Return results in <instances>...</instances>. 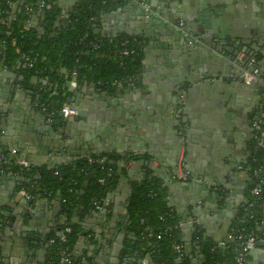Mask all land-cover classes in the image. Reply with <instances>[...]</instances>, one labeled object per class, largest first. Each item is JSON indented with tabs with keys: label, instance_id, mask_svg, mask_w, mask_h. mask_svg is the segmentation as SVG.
<instances>
[{
	"label": "water",
	"instance_id": "obj_1",
	"mask_svg": "<svg viewBox=\"0 0 264 264\" xmlns=\"http://www.w3.org/2000/svg\"><path fill=\"white\" fill-rule=\"evenodd\" d=\"M153 1L159 6L163 5L161 1H165L164 8H153L159 11V16L144 13L142 4H147L150 8L152 7L149 4V0H132L129 4L120 6L116 12L122 15V11H127V14L130 16L135 13L134 18L137 24L142 23L153 26L156 24L155 22L157 20H163L165 18L164 21L167 20L169 17L167 10L169 9V12L174 14L173 19L175 25L173 23L171 24V26L174 27L167 32V35L166 33H156L158 36L160 35L161 39L159 42L157 39H155V41L156 45L159 43L164 44L166 41L168 42V39L163 41L164 34L166 38H169L167 36L170 35L172 40L177 41L180 50L179 60L173 61L172 63L173 66H175V63H179L178 67H174V71H165L163 68L166 67L165 64L167 60L164 50L149 51L148 53L145 50L141 64H146L145 62L151 56L156 58L157 67L153 69L152 73L162 78L156 79L147 91L125 89L118 90L116 94L112 95L105 94L103 91L101 97H105V102L103 105L104 108L101 111L98 109H95V111L90 110L91 104L99 105L94 99L96 96L93 94L96 85H90L94 88L92 91H85L84 86H86V83L83 87H74L71 91L73 97L70 106L74 108L76 114L68 118L60 116L63 123L61 127L53 129L51 126H46L41 121L42 129L34 127L35 129H31L29 132V135L34 141H31L23 134L25 133L24 128V132H22V130L17 127L16 134L13 132L12 135V132H7V136L13 137H10V140L14 139L15 141L11 140V143L8 142V146L16 149L19 154L22 153L23 160L31 165L39 167L46 165L51 168L52 164H54L53 157L55 153L64 151L65 153L62 157L65 158L67 152L71 149L70 146L80 145L82 149L79 148V150L81 149L84 154H111L112 152L119 154L123 161H119L118 164L126 171L125 178L127 179L134 173L133 171L135 168L139 166L149 168L157 175L156 173L162 169V165L158 160H163V152L160 151L162 152L160 156L158 151L155 152L152 149L154 143L153 136H159L160 133L161 136L166 134V136H170V138H172L171 140H173L171 145L175 146L174 149H172L173 147L169 148V150H173L172 157L174 158V162L171 165L169 173L165 172L164 174L166 177L165 181L167 182L164 186L167 188L168 192L172 194L173 189L179 191L183 188L186 191H190L195 186L199 187L202 183L205 184L202 174L196 173V176L190 174L191 171H194L192 165L198 167L201 165L200 163H202V161H205L209 163L210 166H213L219 162L223 163L220 158L226 161H232L234 159L236 148L230 145L226 137L231 130L230 127L236 129V126H234L235 124L230 122H224L222 125L211 123L208 126H203L201 129H198L200 125L194 121V118L198 110L202 112L199 107H202L201 98L203 93L214 92L213 90L217 86H222L220 88L222 90L229 87L228 91L235 88L238 92L240 90L241 94L246 95L250 99H254V96L258 95L259 92L256 91L257 86H246L243 84L233 63L237 64V57L240 54H245L247 58L243 61L244 63H240L239 66L245 65V62L250 58L259 57L262 70L264 69V28H260L259 32L255 31L251 33L248 30H242V28L246 29L245 27L236 28L235 24L232 23L233 19L236 20L237 13L243 10L247 18L250 12L256 14L257 17H262L264 10L260 7L264 6V0H231L224 6H218L216 3L205 2L204 0ZM58 9L62 10L60 6H58ZM134 9L136 10L135 12ZM153 9L151 8L152 11H155ZM254 20H256V18H254ZM123 25L126 27L128 25L130 27V24H127V22ZM156 25L161 29L166 28L163 23ZM118 27L121 26L112 27L110 29L112 34H106V30H99L98 24L93 26L94 29L98 28L95 34L103 38L120 37L123 32L119 30ZM212 31L215 35L209 36V33H212ZM128 35L132 36V33L129 32ZM168 54L170 56L172 52ZM170 59H172V57H170ZM225 62H227V64ZM224 68H229L230 71ZM188 73H190V76L184 78V75ZM174 75L176 76L175 78ZM225 80L228 81L227 84ZM171 81L173 84L169 85ZM165 83L171 87V98L174 104L171 110L165 113L162 110L158 112L164 114L166 117H170L168 122L169 126L167 127L168 131L164 128H159V117L154 113V110L157 109L158 106L154 100L159 99L157 94L160 93V89ZM13 84L9 85V89L7 87L5 90V93H7L5 104L8 105L6 106L8 108L6 110L0 108V134L3 133V127L7 126V123L10 121L9 118L12 117L15 120V126L19 121L22 122L24 117H28V115H33L35 113L34 110H32L31 113L24 112V107L18 104V94ZM68 87H70V85H68ZM33 89L28 92V102L29 99H32ZM118 95L125 96L123 97L124 103L129 102L127 104L120 103V96L118 97ZM144 95H147V97H144ZM259 98L260 97L257 96L256 104ZM138 102L140 103L137 104ZM240 103L241 102H239V104ZM2 104L3 102L0 103V106ZM188 104H190V106H188ZM241 104H243V102ZM138 105H140V107H138ZM227 107L228 106L225 108ZM20 108L21 111L19 112ZM229 108L234 109V107ZM253 108H255V106ZM18 112L19 115H16ZM142 113L144 114L143 117H139ZM4 115H6V118ZM113 123L115 125H117V123H121L120 125L123 124V126H121L123 128L122 132H119V129L116 128ZM143 123H147L146 128L142 127V125H145ZM35 124L37 123L33 122V125ZM193 124L198 127H194ZM35 126H38V124ZM113 131L116 132L114 133L115 143L119 142V145L110 142V140H113L111 136ZM251 131L253 132L252 129ZM106 132L107 135L105 134ZM34 133L42 137L40 143L35 141ZM94 136L95 138L97 137V144H95ZM92 141H94V145L97 146L90 145L93 144L91 143ZM149 141L152 142V145H149ZM217 142L220 143L217 144ZM233 143L232 141V144ZM96 147L102 148V150H98ZM32 148L34 150H32ZM46 148L54 150V154L50 158L43 156ZM140 148L143 150H140ZM217 151L224 152V155L219 156ZM82 152H80L81 155L83 154ZM68 155L72 157L74 153L69 152ZM41 156L45 158L42 159ZM48 160L53 162L48 163ZM55 163L59 165L69 164V160H65V162L55 161ZM154 163L159 164L158 168L154 166ZM244 175H246L244 176V179H246L247 172H244ZM160 179L162 182L164 181L162 177ZM123 181L125 180L121 179L119 183ZM197 181H199V184H197ZM0 182H4L7 188L12 190L9 197V205L5 206L4 204L2 208L0 207V228L5 224L2 234L8 236L5 243L4 255L8 259L9 264H38L40 259L37 258V254H35L34 250H31L30 246L31 244L38 246L40 239H43L48 234L42 231L47 228V225L44 224L42 220L45 217L51 220V215L54 212L52 209L49 211L47 203H43L42 206L41 202L44 199L39 196L33 198L22 196L20 200L14 201L13 198L17 196L15 191L16 187L20 185L19 179L11 181L10 178L0 176ZM85 185L86 182L84 183V186ZM124 203L123 208L126 206V202ZM217 207L218 205L216 208ZM13 208H15V210L10 213V209ZM234 209L238 208H233L232 210ZM58 213L56 215V224L54 228L59 224ZM14 216H18V219H15ZM16 220L20 222L21 226V232L18 238H16L14 233L16 227L14 222ZM78 220L79 217H76V222H78ZM125 220L126 218L123 219L122 222H125ZM231 223L230 220L227 222V227L224 229L226 232ZM6 228L11 229L9 235H6L4 232ZM184 230L188 231L187 228H184ZM26 233L32 234L29 240L26 239ZM93 233L96 234L95 231H93ZM225 234L222 237L219 236L215 238V240L218 241L224 238ZM60 235L61 233H59V236ZM100 235L101 232L95 236L99 239ZM113 236V241H115L117 233H114ZM21 238L24 239L21 240ZM85 239L86 238H80V242H84ZM1 240L4 241L3 238ZM23 240H25V243H23ZM123 240L124 236L121 235L118 239L120 244H118L114 250L115 255L113 260H115L122 249ZM104 246H106V242L100 245V248H102L101 251H104ZM94 247L95 246L92 245L91 249H94ZM249 257L251 259L249 264H264V240L256 244L250 251ZM147 262L148 264H153L150 259H148ZM137 264H140V261L137 262Z\"/></svg>",
	"mask_w": 264,
	"mask_h": 264
},
{
	"label": "trees",
	"instance_id": "obj_2",
	"mask_svg": "<svg viewBox=\"0 0 264 264\" xmlns=\"http://www.w3.org/2000/svg\"><path fill=\"white\" fill-rule=\"evenodd\" d=\"M130 1L78 0L72 8L63 12L58 9L56 0H0V60L15 66L24 88H28L33 78L37 79L33 93L42 89L39 104L46 107V112L37 110L44 118L47 113L54 112L50 124L53 129L62 122L59 114L62 107L72 102L68 85L72 81L73 71H76L78 87L94 83L112 92L116 90L110 86L112 82L123 81L125 89L128 78H132L135 86H138V70L144 57L140 39L128 35L103 38L95 34L93 28L101 14L125 6ZM8 3H13L15 8H9ZM41 3L44 4L42 10ZM27 8L31 10L29 14ZM37 14L40 23L35 25L32 17ZM28 24L31 26L26 28ZM124 51L129 54L124 56ZM29 53L31 58H36L32 68L21 60L22 54ZM3 153L7 156V152ZM89 158L104 159V162L90 164ZM15 161L16 158L10 159L12 170H21L22 174L17 191L24 190L31 198H58L59 224L39 241L47 243L42 263L59 264L60 252L66 249L70 254V264H94L85 252L80 256L74 254V247L84 235L80 221L94 211L95 206H102L106 196L126 177V171L118 164L120 158L114 154L87 153L77 156L69 164H55L51 168L31 164L22 168ZM247 167L249 180L245 196L250 199L248 191L264 178V151L252 153ZM256 170L260 174L258 179L252 177ZM56 172L57 176L54 174ZM109 172L110 177L107 176ZM35 174L39 175L38 180H34ZM102 179L104 182L100 183ZM129 189L125 206L126 237L117 264H137L135 258L140 261L150 259L153 264H192V259L197 257L195 249L188 253L184 248L181 255L173 249V245L179 243L184 247L183 229L179 227L184 217L168 205V190L162 180L154 176L152 170L145 168L144 177L140 181L130 182ZM76 217H79L78 222ZM167 227L172 228L170 233L164 232ZM246 227H253V224L249 222ZM65 228H69L70 232L64 233ZM59 233L65 237L62 243ZM191 238L197 246L200 264H229L232 261L227 251L223 254L210 252L214 241L204 236L202 228L191 234ZM50 240L54 242L49 244Z\"/></svg>",
	"mask_w": 264,
	"mask_h": 264
},
{
	"label": "crops",
	"instance_id": "obj_3",
	"mask_svg": "<svg viewBox=\"0 0 264 264\" xmlns=\"http://www.w3.org/2000/svg\"><path fill=\"white\" fill-rule=\"evenodd\" d=\"M77 1L75 0H56V3L58 6L61 7V9L64 12V10H68L72 8L77 3ZM149 1H150L149 4L152 6L151 7L152 9L153 8H156V9L164 8L163 6H164L165 1H161V3L163 4L162 6H159L158 4L156 5V3L153 0H149ZM204 1L216 3L218 6H224L226 5L228 1H231V0H204ZM260 8L264 10V6ZM117 9H119V7L100 15L99 21L97 23L99 26V30L101 31L106 30L105 31L106 34H112V31L110 30L112 27L121 26L118 28L119 30H122L123 32L122 35H128V33L131 32L132 36L130 37H136L140 39L143 45V50L144 51L146 50L147 53L149 51L152 52V51L164 50L165 58L167 61L165 64L166 67H164L163 69L165 71H168V70L174 71V67H178L179 63H175V66H173L172 62L179 60V55H180V50H179V46L177 45V41L172 40L170 35L167 36L170 39L166 38L165 34L163 36L164 38L163 41L168 39V42L166 41L164 44L159 43L156 45V41H155V39H157L159 42V40L161 39L160 35L159 36L157 35L159 34V32L162 34L166 33L167 35V32L173 29L174 26H171V24L175 23L173 19L174 14L170 13L169 9L167 8L168 9L167 14L169 16L167 20L164 21L166 19L165 18L163 20H157L155 22L156 24H160V23L165 24L166 28L161 29L156 24H154L153 26L142 24V23L137 24V21H135V18H134L135 13L134 15L130 16L127 14L128 13L127 11H122V15H121V13L116 12ZM135 11L136 10L134 9V12ZM155 12L159 13L158 10H155ZM237 14L238 15L236 17V20L233 19V23H232V24H235L236 28L245 27L246 29L242 28V30H246V31L248 30L251 33L255 31L259 32L260 28H264V24H263L264 14H262V17L260 16L257 17L256 14H253L250 12V14L247 15L248 18L246 17L244 10L239 11ZM254 18H256V20H254ZM39 20L40 19H39L38 14L33 15L32 22L35 25L40 23ZM125 22H127V24L129 23L130 27L128 25L127 27L123 25ZM257 22H260V23H257ZM97 29L96 28L94 29V33ZM210 35L214 36L215 33L212 31V33H209V36ZM169 52H172V55L169 56L168 54ZM240 55H243L245 58H247L245 54H240ZM170 57H172V59H170ZM253 58H255L256 61H259L258 67H260L259 68L260 70L259 69L258 70L264 73V69L262 70L259 57H253ZM145 63L146 64L141 65L139 72H138V76H137L138 86L136 87V89H138L139 91H147L150 85L153 82H155L156 79L162 78L161 76L158 77L152 73L153 69L157 67L156 58L151 56ZM225 63L227 64V62ZM14 67L15 66H10L9 64H5L2 60H0V103L3 102L0 108L2 110H6L8 108L6 107L8 105L5 104L7 100V93H5V90L7 89V87L9 89V85L14 83L13 85L15 86V90L18 94L17 95V99L19 100L18 104L24 107L25 109L24 112L31 113V111L34 110L35 113L33 115H28V117H24V120H22V122L19 121L15 126H14L15 120L12 117L9 118L10 121L7 123V126L3 127V131H2L3 133L0 134V148L5 152H9L11 149H14L8 146L9 144L8 142L11 143V140L14 141V139L10 140V137L13 138L12 136L10 137L7 136L8 131H9L8 133L12 132L11 133L12 135L13 132L16 134L17 127H19L18 129L22 130V132H24L23 131V128H24L25 133L23 134L31 141H34L29 135L30 130L33 129L34 127L38 129L39 128L42 129V122L46 126H49L46 124L44 117L38 112L37 109L34 108L33 100L29 99V102H28V97H29L28 92L29 90L35 87V83L37 79L33 78L30 81L28 88H24L22 86V81H21L22 79L19 77L18 72L15 71ZM224 69L230 71L229 68H224ZM189 76H190V73L184 75V78H187ZM175 77L176 76L174 75V78ZM225 81L227 84L228 81L227 80ZM71 84L73 85V82L69 83V85ZM91 84H94V83H87L86 86H84L85 91H88V90L92 91L94 89L90 86ZM166 84L167 83H165V85L161 87L160 93L157 94V97L159 99L154 100L155 103L158 105L157 109L154 110V113L155 115H157V117H159V121H158L159 128H164L166 131H168L167 127L169 126L168 122L170 120V117H166L164 114L158 112L162 110L165 113L168 110H171L174 104V101L171 98L172 97L171 87H169V85L173 84V82L171 81L169 85H166ZM72 85L68 89L69 92H71L73 89ZM81 87H83V85ZM221 87L217 86L216 88H214L213 90L214 92L203 93L202 98H201L202 107H199V109H201L202 112H199L200 110H198L196 112V115L194 114L195 115L194 121L197 124H199L200 127L196 126L195 124H193V126L198 127V129H201L203 126H208L211 123L222 125V123L224 122L225 123L230 122V123L235 124L234 126H236V129L230 127L231 132L229 131V134H228L229 136L227 135L226 139L229 140V143L230 145H232L233 148L234 147L236 148V155L232 161H226L220 158V160H222L223 163L219 162L218 164H214L213 166H210L209 163L205 161H202V163H200L201 165L198 167L196 165H192V168L194 171H191L190 174L195 175V176H196V173L202 174L204 176L205 184L202 183L199 187L195 186L190 191H186L183 188L179 191L176 189H173L172 194L171 192L169 193L167 191L168 193L166 197L168 205L172 206V208L179 214H182L181 212L184 209L189 208L193 212L192 215L194 219L201 225V228L204 231V235L206 237L211 238L212 240L219 236L222 237L226 233L224 229L227 227V222L229 220L232 222V220L234 219L233 217H235L237 210H238V209H234V210L232 209L239 208V206L243 204V202L246 201L245 189H246V184H247V177L246 179H244V176L246 175H244V171H242V169H244L246 165L248 164V161L253 152L252 151L253 132L251 131L250 117H252L253 115V112H254L253 107L255 106L254 103L256 104L255 101L257 98V96L255 95L254 99H250L246 95L241 94L240 90L238 92V90L233 87H231L233 89H230V91H228L229 87L227 89L224 88L225 90L220 89ZM120 90H125V89H120ZM259 90L260 89L257 86L256 91L259 92ZM95 91H93V94L96 96L94 99L95 101L99 103V105L91 104L90 110L95 111V109H98L101 111L104 108L103 105L105 102V97L104 98L101 97L102 92L104 91L105 94L112 95V94H116V91H118V89L112 92H108L107 90H103L101 89V87L96 86ZM119 96L120 95H118V97ZM123 97L125 96L122 95L119 97L120 103L121 102L124 103ZM144 97H147V95H144ZM239 102L241 103L243 102V104L240 103L241 104L240 105ZM127 103H124V104H127ZM139 103L140 102H138L137 104ZM188 106H190V104H188ZM226 106L228 107L225 108ZM138 107H140V105H138ZM229 107H234V109H231ZM20 111H21V108L19 109V112ZM19 112L16 115H19ZM143 115L144 114L142 113L141 115H139V117H143ZM4 116L6 118V115ZM33 122L37 123L38 126H35L37 124L33 125ZM120 124L121 123H117V125L114 124V126H116V128L119 129L118 130L119 132H122L123 128L121 126H123V124L122 125ZM62 125L63 123L61 122L60 125L56 128H59ZM142 127L146 128L147 123L144 126L142 125ZM114 133L116 132L113 131V134H111L113 140L112 141L110 140V142H112V144L115 143ZM105 134L107 135V132ZM34 137L36 139L35 140L36 142L37 141L39 143L41 142L42 137L39 134L34 133ZM153 137H154L153 138L154 143H153L152 149L155 152L158 151V153H160V156H161V153L163 152V157H162L163 160L161 161L160 159L158 160V162H160L162 165V169L159 170L158 173H156L157 175H155L154 173V176H156L158 179L162 177L164 179L163 184H165L167 182L165 181L166 177L164 174L165 172L169 173L171 169V165L174 162L173 160L174 158L172 157V153H173L172 149H174L175 146L171 145L173 140H171L172 138H170V136L169 137L166 136V134L161 136V133H160L159 136H153ZM94 139H95V144H97L96 143L97 137L95 138L94 136ZM232 141L234 142L233 144H232ZM91 143L93 144H90V145L97 146V145H94V141H92ZM118 143H115V144H118ZM218 143L220 142H217V144ZM150 144L152 145V142L149 141V145ZM170 147H173V148L169 150ZM33 148L32 150H34ZM70 148L71 149L70 151L67 152V155L65 158L62 157V155L65 153L64 151L60 153H55V156L53 157L54 164L52 165L56 164L55 161L65 162V160H69V163H70L74 161L77 158V156L81 155L80 152H82L81 151L82 146L80 147V145H73V146H70ZM79 148L81 149L79 150ZM96 149L102 150V148H98V147H96ZM140 150H143V149L140 148ZM44 152L45 153L43 154V156H47V158H50L54 154V150L49 149V148H46ZM69 152L74 153V155L70 157L68 155ZM111 154L117 155L120 158V161L121 162L123 161L122 157H120L119 154L115 152H112ZM218 155L223 156L224 152L220 151L218 152ZM43 156H41L42 159L45 158ZM19 158L23 160L22 153L19 154ZM53 161L48 160L47 162L52 163ZM56 165H59V164H56ZM154 166L158 168L159 164L154 163ZM144 170H145L144 166H139L135 168V170L133 171L134 173L130 175V178L128 179L123 178V180L125 181H123L122 183H119L117 188L112 193H109L106 196V199L104 202L105 205L103 206L101 210H94L90 212L87 216H85L80 221V225L83 228V232H84V235L81 238H86V239L84 242H80V239H79L78 243L74 247V254L76 256H80L81 254L85 252L86 256L93 259L94 264H117V258L120 252L118 253L115 260H113V257L115 255L114 250L116 249L117 245L120 244L118 242V239L120 238V236L123 235L124 238L126 237L125 228H124L125 222H122L123 219L126 218V209L123 208L125 204L124 202H127L128 197L130 195V189H129L130 182L140 181L144 177ZM118 173L121 174L119 170H118ZM197 184L199 183L197 182ZM212 185L215 187H213ZM15 191H16L17 196L13 198V200L14 201L20 200L22 196L18 195L17 190ZM11 192L12 190L7 188L4 182L3 183L0 182V207L1 208L2 206H4V204L5 206L9 205V197L11 195ZM198 201L203 202L204 206L197 208L196 203ZM41 203H42V206H43V203L45 204L47 203L49 211H51L52 209V211L54 212L51 215V220L48 219L47 217H45L42 220V222L47 225L46 230H42V231L50 233L52 230H55L54 226L56 224V221H55L56 215L59 212L58 198L56 197L53 200L44 199ZM217 205L218 207L216 208ZM14 210L15 208L10 209V213H12ZM14 217L15 219H18L16 216ZM14 223L16 224L14 233L16 235V238H18L21 232L20 222H17L16 220ZM4 228H5V225H3L2 228H0V241L4 244V253H5V243H6L8 236H4L2 234V231L4 230ZM185 230H183V240L186 246V251L190 253L192 250L195 249V244H193L191 241L192 239L191 233ZM10 231H11L10 228H6L4 232L6 235H9ZM93 231H95L96 234L101 232L99 239L95 236L96 234L93 233ZM114 233H117L115 241H113ZM31 236H32L31 233H26L27 240H29ZM2 238L4 239V241L1 240ZM22 239L24 238H21V240ZM103 242H106V246H104L105 248L104 251H101L102 248H100V245ZM92 245L95 246L94 249H91ZM30 247H31V250H34L35 254H37V258L40 259L38 264H41L42 259H43L41 252L36 249L35 245L31 244ZM109 250H110V253H109ZM194 254H196L197 256V252H194ZM196 258L200 261L198 256ZM134 261L137 263L140 260H137V258H135ZM250 261L251 259L248 256L247 264H249Z\"/></svg>",
	"mask_w": 264,
	"mask_h": 264
},
{
	"label": "built area",
	"instance_id": "obj_4",
	"mask_svg": "<svg viewBox=\"0 0 264 264\" xmlns=\"http://www.w3.org/2000/svg\"><path fill=\"white\" fill-rule=\"evenodd\" d=\"M9 8H15L13 3H8ZM44 7V4H40V8ZM46 8H49V6H45ZM142 9L144 13H150L155 16H159L158 12L152 11L149 5L142 4ZM31 12L30 9L27 8V14ZM153 12V13H152ZM31 24L26 25L27 27H30ZM94 47H97L96 44H93ZM124 56H127L129 54L128 51H124L122 53ZM31 53L29 54H22L21 60L26 63V65L30 68L33 67L36 58L30 57ZM238 63H233L235 66V69L240 75V79L242 80L243 84L246 86H263L264 87V80H262L259 76V71L255 67L256 59L251 58L247 62H245V65L239 66L240 63L244 61V56L239 55L237 57ZM73 82V88L77 86L75 78H76V71L72 72L71 75ZM126 88L129 90H134L135 88V82L132 78H128L126 81ZM70 85V86H71ZM111 87L115 89H123L124 83L123 81H114L110 84ZM42 93V89H38V91L34 92L32 95L33 100V106L35 109H39L40 112H46V107L42 104H39V98ZM43 114V113H42ZM60 116H63L64 118H68L69 116H73L76 114V111L74 108L70 106V104H66L62 107V109L59 112ZM53 115L54 112L47 113L46 117L44 118L47 125L50 126L53 122ZM43 116V115H42ZM44 117V116H43ZM251 129L253 130V146H252V153H256L258 151H264V98L257 104L255 111L253 112V115L251 117L250 121ZM19 153L15 149H11L9 152H7V156L5 153H3L2 149L0 148V176L10 178L11 181L19 179L22 180V174L21 170L14 171L12 170L10 159L16 158L15 163L17 165H20L22 168L28 167L29 163L21 160L18 158ZM88 162L90 164L93 163H103L104 159L100 160H92L88 159ZM21 168V169H22ZM242 171L247 172V180H249V174H248V167L242 169ZM56 176L58 173H54ZM259 171H253L252 177L255 179H258ZM108 177L111 176V173L109 172L107 174ZM264 176V174H263ZM34 180L39 179V175L35 174L33 177ZM104 180H100V183H103ZM199 183V181H197ZM247 187V184H246ZM18 195L20 196H26L27 198H31L27 195L26 191L21 190L18 191ZM248 197L250 199H246L243 204H241L237 210V213L232 220L231 225L228 228V231L225 234L224 238H221L220 240L214 241V245L211 248V253H224L229 252V254L232 256V261L229 264H246L247 259L249 256L250 251L256 246V244L259 241L264 240V178L259 179L258 182L248 191ZM252 199V200H251ZM259 203V205H257ZM105 204L103 203L102 206H95V210H101ZM203 202L198 201L196 203V207L200 208L203 207ZM195 207V208H196ZM238 212H240V216L238 215ZM182 217L184 219L182 222H180L179 227L184 230V228H187L188 231L193 234L194 232H199V228L201 229V225L194 219L193 212L187 208L184 209L182 212ZM236 219V220H235ZM235 221V225H233V222ZM252 223L253 227L247 228V223ZM237 227H234L236 226ZM203 230V229H202ZM172 231V228L167 227L165 229V233H170ZM70 229L65 228L64 233H69ZM205 236V235H204ZM206 237V236H205ZM158 239L160 236L157 237ZM60 243L65 241L64 235L61 233L59 237ZM54 240H50L49 244H52ZM184 242V240H183ZM186 249V246L184 244V247L181 243L174 244L173 249L176 253L182 254L183 249ZM197 246H195V252H197V256H199L198 249H196ZM192 264H199L200 261L195 258L192 259ZM148 259H144L140 261V264H148ZM59 264H70V254L68 253V250H62L60 252V259ZM126 264V263H123ZM216 264H224V263H216Z\"/></svg>",
	"mask_w": 264,
	"mask_h": 264
},
{
	"label": "flooded vegetation",
	"instance_id": "obj_5",
	"mask_svg": "<svg viewBox=\"0 0 264 264\" xmlns=\"http://www.w3.org/2000/svg\"><path fill=\"white\" fill-rule=\"evenodd\" d=\"M245 57H244V61H245ZM251 59V58H250ZM250 59H248V60H250ZM244 63V62H243ZM258 64H259V61H256V63H255V67L257 68V69H259L260 67H258ZM260 70V69H259ZM258 70V71H259ZM259 76H260V78L262 79V80H264V73L263 72H260L259 71ZM19 78V77H18ZM28 87V86H27ZM259 87V93H258V97H260L259 98V100H258V103L263 99V96H264V87L263 86H258ZM135 88H136V86H135ZM257 99V98H256ZM256 102V101H255ZM257 103V104H258ZM257 104L255 105V103H254V105H255V108H253L254 109V111H255V109H256V106H257ZM250 121H251V117H250ZM19 216V215H18ZM18 216H16V217H18ZM5 225V224H4ZM49 234V233H48ZM41 240V239H40ZM23 243H25V240H23ZM46 244L47 243H43V241H42V243L40 242L39 243V245L38 246H35L36 247V249L38 250V251H40L41 252V254H42V257H43V259H42V262H43V260H44V247L46 246ZM0 264H9L8 263V259H6V257H5V255H4V244L0 241ZM41 264H43V263H41ZM247 264V263H246Z\"/></svg>",
	"mask_w": 264,
	"mask_h": 264
},
{
	"label": "rangeland",
	"instance_id": "obj_6",
	"mask_svg": "<svg viewBox=\"0 0 264 264\" xmlns=\"http://www.w3.org/2000/svg\"><path fill=\"white\" fill-rule=\"evenodd\" d=\"M127 179V178H126Z\"/></svg>",
	"mask_w": 264,
	"mask_h": 264
}]
</instances>
